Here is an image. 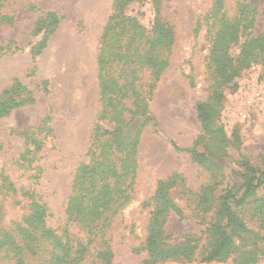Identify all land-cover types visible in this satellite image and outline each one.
Wrapping results in <instances>:
<instances>
[{"label": "rangeland", "instance_id": "rangeland-1", "mask_svg": "<svg viewBox=\"0 0 264 264\" xmlns=\"http://www.w3.org/2000/svg\"><path fill=\"white\" fill-rule=\"evenodd\" d=\"M117 1L0 0V264H46L60 252L50 238L26 244L16 231L39 205L79 264H151L160 187L176 206L162 217L166 243L194 252L157 264H264V186L245 204L230 200L243 229L229 252L205 261L219 244L222 198L242 197L246 165L264 173V50L241 55L259 35L264 45V0H133L122 11ZM157 24L170 45L147 40ZM219 42L238 67L224 85L214 71ZM23 98L31 102L14 107ZM197 103L213 106V134ZM95 150L117 164L113 196L129 199L102 233L68 213Z\"/></svg>", "mask_w": 264, "mask_h": 264}, {"label": "trees", "instance_id": "trees-1", "mask_svg": "<svg viewBox=\"0 0 264 264\" xmlns=\"http://www.w3.org/2000/svg\"><path fill=\"white\" fill-rule=\"evenodd\" d=\"M133 0H118L117 10L122 11L123 5L126 2ZM137 1V0H134ZM217 7V6H216ZM220 6L217 7L219 9ZM143 31L142 29H140ZM144 32V31H143ZM154 35L147 40L150 41L153 46H160L163 44L162 39L168 40L165 44H171L173 37L169 28L163 27V25L157 24L154 28ZM231 31H226L230 34ZM53 30H46L41 41V46L45 47ZM239 30L233 29L231 37L233 41H237ZM261 36L253 38L250 42L244 43L247 48H243L241 55L243 60L249 57H255L251 50L256 47V49H261L263 52L264 45L261 44ZM215 43V48L219 49L217 56H213V62L216 65L219 79H221V84L224 85V81H232L233 78L238 74V67L236 62L232 60L228 52V44L219 42ZM153 48V47H151ZM233 87H236L234 85ZM216 101H221L222 96L218 94L215 96ZM31 102L28 98H23L21 102L14 101V107L24 105ZM8 107V106H7ZM3 105L0 106V111L7 109ZM146 107H144V110ZM197 113V118L201 124L202 130L205 135H210L214 133V123L213 119L215 117L214 108L211 104L197 103L195 106ZM125 143V142H124ZM126 144V143H125ZM129 147V144L128 146ZM129 150V148H128ZM128 150H124L127 152ZM93 153V158L89 164H84L81 166L80 170L77 172L76 180L74 184L75 195L71 197L68 203V213L71 221L83 224L89 231H98L102 233L104 228L107 227L112 216L117 213V211L128 202V197L122 196L117 197L112 194V184L116 177H118V170L116 168L117 164L110 163V165L105 162H109L104 153L96 157V152ZM193 157L199 161H203L205 156L199 154L196 151H192ZM264 186V173L260 170L250 166H245V184L244 193L242 197L238 200L234 196H227L222 198V209L220 211L221 221L216 225V232L219 235V244L206 258L205 261L211 262L219 259L225 252H229L232 248V237L233 235L243 229V224L238 220L235 213L232 210L230 200L237 204H245L247 200L255 194V191L259 190ZM119 194L121 193L118 191ZM157 200L162 202L159 207L156 208L153 216L154 221L150 230L149 237L147 239V248L149 253V261L151 264H157L159 262H165L171 259L187 258L191 256L194 252V247L183 243L180 245H168L165 241L166 236L162 228V217L167 214V208L176 209L175 205L170 201L167 196V191L164 187H160ZM44 205H39L35 210L27 217H24L22 223L17 225L16 231L21 232L26 244L30 243L33 245L35 242H41L46 238L53 240L57 249L60 252L50 253L53 256L50 261L46 264H79L82 254L78 251L74 258L69 257V251L67 249V242H63L61 236H58L54 230L47 229L45 226L46 210ZM230 230V232H228ZM9 236L10 233H6ZM14 236V235H12ZM28 250L32 247H27ZM107 259H111L108 255ZM108 261V260H106Z\"/></svg>", "mask_w": 264, "mask_h": 264}]
</instances>
